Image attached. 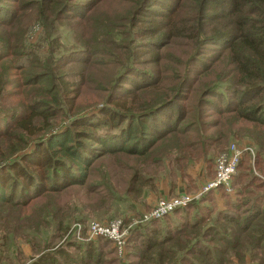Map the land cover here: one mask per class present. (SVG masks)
<instances>
[{
  "label": "trees",
  "instance_id": "16d2710c",
  "mask_svg": "<svg viewBox=\"0 0 264 264\" xmlns=\"http://www.w3.org/2000/svg\"><path fill=\"white\" fill-rule=\"evenodd\" d=\"M231 139V193L131 225L122 257L62 239L195 192ZM122 262L264 264V0H0V264Z\"/></svg>",
  "mask_w": 264,
  "mask_h": 264
},
{
  "label": "built area",
  "instance_id": "2783aa9c",
  "mask_svg": "<svg viewBox=\"0 0 264 264\" xmlns=\"http://www.w3.org/2000/svg\"><path fill=\"white\" fill-rule=\"evenodd\" d=\"M243 152H248L253 157V150L250 146L230 142L214 159L213 177L202 182L193 193L180 191L172 196L160 195L154 200L149 210L139 212L134 217L131 216L127 224L123 223L122 218H114L105 223L96 220L87 221L85 224L72 223L62 239L91 240L96 237H103L110 240L112 247L116 250L117 256L122 257L128 227L131 225H136L138 222L149 219L161 218L175 208L185 206L189 202L197 200L206 191L218 186L224 187L226 192L231 193V177L235 174L237 163Z\"/></svg>",
  "mask_w": 264,
  "mask_h": 264
},
{
  "label": "rangeland",
  "instance_id": "374dc122",
  "mask_svg": "<svg viewBox=\"0 0 264 264\" xmlns=\"http://www.w3.org/2000/svg\"><path fill=\"white\" fill-rule=\"evenodd\" d=\"M38 34H39V28L38 27H36V26H34L33 28H32V30H31V32H30V40H35L37 37H38ZM60 34H61V40L64 42V43H69L70 42V37H69V34H68V32L64 29V28H60ZM34 42H37V40H35ZM230 142H237L236 140H234V139H231V140H229L228 142H227V144H226V147L228 146V144L230 143ZM239 143V142H238ZM242 143V142H241ZM241 145H245V146H247V144H245V143H243V144H241ZM249 145V144H248ZM251 146V145H250ZM225 147V148H226ZM251 148H252V150H253V157H254V147H252L251 146ZM216 157V156H215ZM253 157H251L250 156V159L251 160H253ZM196 166V167H195ZM194 167H195V169H194V172H196L197 170H198V168H202L201 170V173L203 174L204 172H205V170H206V168H205V163H203V162H201V161H199L198 163H197V165H195ZM193 167V168H194ZM210 168H212V167H210ZM190 173L192 174L193 173V171H191L190 170ZM254 173L255 174H259L256 170H254ZM260 175V174H259ZM261 176V175H260ZM160 185H165L164 184V182H158L157 183V186H156V190H154V191H146L145 192V194L143 195V197L140 199V202H138V201H135L134 202V207H135V209H136V211L137 212H142V211H145L146 210V208L148 207V206H150L151 204H153V202H154V200L157 198V196H160V194H164L163 192H162V190L161 189H159L160 188ZM185 191V190H183L182 188H179V189H177V190H174L172 193H170V194H166V195H168V196H172V195H174V194H176L178 191ZM185 192H188V191H185ZM169 193V192H168ZM217 201H220L219 200V198H217ZM126 214H128V213H126ZM136 213L135 212H133L132 214H131V216H136L135 215ZM116 218H122L123 219V217H121V216H117ZM168 218H173L172 217V215H170V216H168ZM114 219V218H113ZM91 220H96V221H99V222H103V221H101V220H99V219H97V218H90L89 220H87V221H91ZM19 243H20V249L23 251V253H24V255H29L30 254V250H29V247H28V245H25L24 243H22V241L20 240L19 241ZM25 248V249H24ZM27 248V249H26ZM120 264H124L123 262L122 263H120Z\"/></svg>",
  "mask_w": 264,
  "mask_h": 264
},
{
  "label": "crops",
  "instance_id": "0c3cea01",
  "mask_svg": "<svg viewBox=\"0 0 264 264\" xmlns=\"http://www.w3.org/2000/svg\"><path fill=\"white\" fill-rule=\"evenodd\" d=\"M159 189H161L162 190V192L164 193V194H160V195H165V196H168V195H166V194H169L168 193V187L166 186V185H160V188ZM182 191V190H181ZM178 192H180V191H178ZM177 192V193H178ZM158 197V196H157ZM151 206H152V204H151ZM25 249V248H24ZM27 249V248H26Z\"/></svg>",
  "mask_w": 264,
  "mask_h": 264
}]
</instances>
